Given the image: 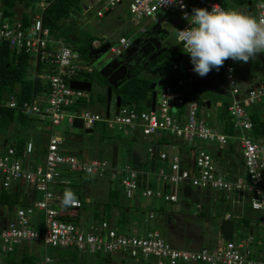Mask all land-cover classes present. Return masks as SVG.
Returning <instances> with one entry per match:
<instances>
[{
    "label": "built area",
    "instance_id": "1",
    "mask_svg": "<svg viewBox=\"0 0 264 264\" xmlns=\"http://www.w3.org/2000/svg\"><path fill=\"white\" fill-rule=\"evenodd\" d=\"M120 1L103 0V8L108 9ZM124 1L134 19L149 17L155 20L157 10L177 12L180 17L175 32L178 43V30L189 27L188 20L184 18L185 12L191 15L193 8L211 10L214 4L223 8L215 0H198L189 6L188 0H183V9L178 4L162 3V0ZM47 4L48 1H39V12L30 13L25 22L21 17L10 20L0 10V43L5 42L14 53H33L35 63L43 66L36 74L39 90L28 98H18L16 93L4 92L0 105L40 122L44 118L49 120V124L42 123L47 134L41 160L36 161L33 143L28 139L23 141L19 152L14 145L0 147V189L15 191L25 199L24 204L16 203L6 210L5 220L0 225V253L5 254L14 247L34 241L43 247L40 264H58L47 252L53 247L91 254H115L135 261L144 260L149 264H264V254L254 247L253 236L249 232L244 237L234 238L232 231L230 238L216 245L174 246L155 227L122 232L105 218H92L91 222L84 223L80 220L84 208H81L79 198L75 195L77 202L65 205L61 191V187L67 186L80 174L107 175L110 181H116L122 188V195L127 200L138 190L139 196L144 199L154 195L163 200L176 201L179 185L184 182L198 189L207 188L212 194L221 193L218 196H223L230 207L239 204L238 212L232 214L227 209L222 214L224 218L241 217L244 203H248L251 210L262 213L258 224L264 227V138H253L248 132L251 127L250 111L264 100V72L255 76L250 83L243 84L238 81L230 59L220 68L228 91L225 109L232 119V133L225 132L221 122L208 125L201 108H197L196 100H187L186 94L177 90V86L185 80L193 85L202 78L192 70L191 63L181 64V71L176 74L174 70L179 68L180 61L172 63L167 71L166 81L156 92L153 109L138 110L130 103L118 104L106 116L104 111L75 106L79 98L88 101L89 93L71 87L68 81L76 78L82 68H91L80 65L81 53L43 23L42 12ZM262 10L264 0H253L254 15H259ZM96 15H102V11L97 9ZM129 39L130 36H119L118 45H109V50H118ZM180 47L183 50L182 44ZM64 117L69 126H72L74 118H79V129L90 128L91 132H94L97 122L101 127L106 122L112 132L115 124L129 135L135 131L143 135L164 132L183 139L188 147L168 155L156 145L147 144V160L156 162L154 167L147 170L135 168L126 162L117 164L106 157L83 158L66 149L63 138L52 129ZM230 139H235L240 150L245 178L240 175L231 177L215 168L213 160H220V156L213 158L211 150L217 149L220 155L221 147L228 149ZM194 140L208 143L201 146L195 144ZM150 173L155 175L159 186L156 182L154 186L148 183ZM146 212L147 217L153 214L150 209Z\"/></svg>",
    "mask_w": 264,
    "mask_h": 264
},
{
    "label": "rangeland",
    "instance_id": "2",
    "mask_svg": "<svg viewBox=\"0 0 264 264\" xmlns=\"http://www.w3.org/2000/svg\"><path fill=\"white\" fill-rule=\"evenodd\" d=\"M39 1L44 0H14V6L11 9L12 13L9 16L10 20H17L21 17V15H25L28 17L30 13H37L39 12ZM47 1V0H45ZM198 0H188L187 6L191 2H196ZM229 3V8L233 9L235 6L230 0H227ZM259 1V0H254ZM2 2V0H0ZM90 4V5H89ZM103 0H74L71 4L69 10L60 18V23L63 25V34L61 33L60 28L55 30V33L60 34V38L65 40L69 45L74 47L80 46L85 44V38L89 35L95 36V38L99 41L100 38H104L102 33L106 31H110L108 33L109 36V44L118 45V35L123 34L124 37H131L132 33L136 29V27L145 19V17L140 19L132 18L131 14L128 11L127 5L124 0L117 2L116 4L109 7V11L104 13L107 8H103ZM99 9L102 11V15H96V10ZM157 16L160 19L166 20L168 22L175 21L179 19V15L177 12H170V11H163L157 10ZM252 14V13H251ZM177 25H169L168 29L170 30L171 34L175 32ZM101 31L100 34L97 32ZM72 39H67V37ZM101 36V37H100ZM169 43H177L174 41V35L169 37ZM110 50H107V52ZM264 56V53H262ZM81 59L84 65L91 66L93 70L95 65L100 63L102 57L97 59L96 61L92 62L89 59V56L86 53L81 54ZM82 62H79L82 64ZM34 65H35V55L33 53H29V60H28V72L26 73L27 77H31L34 75ZM99 65V64H98ZM243 64L238 62L234 64V72L235 75L238 76L240 74H247V77L251 76L252 73L264 71V63H260L256 68H254L253 72H246L242 69ZM177 70H174V72ZM95 71L91 74L94 76ZM84 72L80 70V74L77 75L79 77H84ZM149 78L155 82V88L160 86V82H164V79H160L157 75H150L147 74ZM212 77H214V83L216 84L217 88L222 91L225 89V81L223 77L219 75L218 71L213 69L212 70ZM206 76L200 78L198 81H195L193 84L202 83L205 81ZM94 80V78H93ZM250 83L249 81H246ZM102 86V81L98 80L97 87ZM101 89H95V84L93 83L92 87L89 92V101H87V105L90 110L102 112L103 105L105 101V94L102 92ZM201 92V93H199ZM114 91L111 92V100L109 105L110 112L114 109ZM200 94L205 98H209L210 105L207 110L211 113V119L214 120V116L216 115L219 104L217 105L216 100L221 101L222 96L216 95L214 92L209 91H198L196 88L193 90V93L186 94L185 98L195 100L196 97H199ZM99 97L102 100L99 103ZM98 103L99 106H96L95 103ZM87 107V108H88ZM88 108V109H89ZM263 110V109H262ZM204 108H201L202 114H204ZM260 112H262L260 110ZM214 117V118H213ZM32 121L29 126H18L16 123L10 124L4 131H0V144L6 145V143L12 142L16 137H25L32 141L33 143V151L36 156V161L42 159L43 156V149L46 134L44 131V127L42 123L49 124V120L44 118L42 122L38 120H34L30 118ZM216 124V123H215ZM94 132H84L79 128L69 126L65 117L62 121L57 124L53 125V131L59 133V135L64 139H71L73 142H76V145L70 146V150L73 154L77 156H81L83 158H90V157H106L108 159H113L117 161L118 164L122 163L123 161L127 163V155L131 152L138 154L137 161L141 162V164L146 165V169H148V163L146 159V146L150 143L149 140L146 138H142L141 133H137L136 135H129L121 131L117 126L113 125V134L112 135H103L101 129L100 122H97L96 126L94 127ZM48 131V130H47ZM46 131V132H47ZM172 138L178 139L179 137L172 136ZM119 138L126 139L125 142L121 143L118 141ZM195 144H200L201 146H206L207 141L204 140H194ZM67 143V144H66ZM68 141H65V145L69 146ZM210 144V143H209ZM216 147L213 145L212 147ZM188 147V144L183 140L180 139L179 147H174V151H170L168 148H165L166 153L171 155L173 152L178 153L179 149L184 150ZM72 148V149H71ZM82 149L83 151H78L77 149ZM118 148L119 153L122 157H118L115 155V149ZM124 148L125 151L124 152ZM127 148V149H126ZM225 147H221L224 149ZM164 150V149H163ZM123 151V153L121 152ZM225 160L220 161L218 159H214V164L216 170L221 172L226 171L227 175H240L242 178H245V173L243 166L240 163V154L238 149L234 146L233 149H227L224 153ZM125 159V160H124ZM136 161V162H137ZM138 162V163H139ZM129 163V162H128ZM136 164V163H135ZM153 164V163H152ZM234 166V168L230 169V166ZM156 165V164H155ZM235 172V173H234ZM82 175V195L85 196V199L88 201L86 208L82 209L81 212V221L82 222H91L92 220V211L94 207L100 208L102 201L107 198V191L109 188H114L115 186L119 189L122 194V188L117 184L116 181H110V178L107 175L97 177V176H90L86 174ZM74 177V176H73ZM148 183L153 185L156 182L157 186H159V182L156 180L155 175L152 173L149 174L147 178ZM184 182L179 185L178 190V198L175 202L167 204L165 211L161 216L155 217L154 213L151 217H147L146 210L149 208V204H156L161 202L160 197H149V198H141L139 196L138 190L132 195L130 200L128 201V205H137L140 209L139 212L129 211L130 218L128 220L130 224V231L139 230L142 231L147 227H155L157 228L161 235L168 240L171 244L181 241V243H186V240H189L190 246L197 247V245L207 244V245H216V236L214 233L217 234V226H215V214L216 210L215 201H213L214 197H218L221 193L212 194L211 190L207 188L198 189L194 186L188 185L185 188ZM168 186V184H167ZM234 196V194L232 195ZM152 200H149L151 199ZM195 202H199V207L197 213L200 211L203 212V215L200 214H193L195 209ZM166 205V204H165ZM136 209V207L134 206ZM231 208V209H230ZM143 209V210H142ZM229 209V212L236 213L239 211V204H233L231 207L229 206V202L226 200L225 203L222 205V214L224 211ZM7 208L5 204H0V225L5 220V215ZM264 215V213H263ZM86 220V221H84ZM238 219H234L233 224V237H241L242 234H245L246 229L237 221ZM110 223L113 224V221L110 220ZM180 227L181 233L176 232L177 229L174 227ZM257 225L254 226L256 228ZM262 229V236L260 239L261 247L257 246L258 248H263L260 250V254H264V227ZM169 236V237H168ZM218 236V235H217ZM243 237V236H242ZM175 239V240H174ZM220 240H223L219 237ZM22 245V244H21ZM18 246L19 250L17 252H12L11 254L14 256V259L19 257V253L22 247H25L28 251H33L37 254L38 260L41 259L43 254V247L42 244L39 242L30 241L22 246ZM16 246V245H15ZM15 253V254H14ZM88 255H77L75 259L71 257L66 259V264H104V260L102 261L100 256L97 257L94 254L87 253ZM262 254V255H263ZM102 255V254H99ZM83 261V262H82ZM122 261V262H121ZM0 264H6L4 254L0 253ZM109 264H149L146 261H135L129 257H122L121 259L118 258L117 255L112 254L110 256Z\"/></svg>",
    "mask_w": 264,
    "mask_h": 264
},
{
    "label": "trees",
    "instance_id": "3",
    "mask_svg": "<svg viewBox=\"0 0 264 264\" xmlns=\"http://www.w3.org/2000/svg\"><path fill=\"white\" fill-rule=\"evenodd\" d=\"M48 4L44 8L42 12V21L45 25L49 27L51 32L54 34L60 36L59 32L55 33V30L62 31L63 25L60 23V18L69 10L71 4L74 2V0H47ZM218 2L224 9H230L229 3L227 0H215ZM234 5L241 6L243 9L248 12L253 10V0H230ZM14 4V0H2L0 2V10L2 13L9 17L12 13L11 8ZM22 20L25 22L27 20V17L25 15H21ZM94 37L91 35L87 36L85 38V44L74 47L77 51H79L81 54L86 53L87 54V47L90 44V42L93 40ZM67 39H72L69 36ZM184 54V51L182 50H163L160 54H158L155 58L147 62L143 65H137L133 67L129 72V78L124 80L119 86L113 88L112 91H114L115 95L119 96V102L120 104L130 103L135 106L136 109H144L143 101L146 99L149 91L151 90L149 88V84L151 81H153L151 78L143 76L140 74L142 70H148L153 73H157L159 75L167 72L170 69V66L174 62H178L181 58V56ZM259 63L258 60H254L251 62V65H257ZM43 66L36 62L34 65V75L31 77H27L26 73L28 72V53L24 51H20L17 53H14L11 51L7 44L5 42L0 43V97L2 93L4 92H13L17 94L18 98H28L33 94L35 91L40 89V83L38 76L36 75L38 72L42 70ZM95 70L91 69L89 72H86V76L89 78L91 77V74ZM104 82V81H103ZM209 99V98H208ZM102 100V98H101ZM197 102V108H204L205 112L203 114V118L205 122L208 125H214L215 123H220L223 126V130L227 133H232L234 131L233 125H232V119L230 115H228L226 111V103L228 102V93L227 96H222L221 101L219 102V108L215 115V121L211 119V116L208 111V107L210 105V102L206 103L205 97L200 95L199 97L195 98ZM89 101V100H88ZM87 103V101H84V99L79 98L75 104L84 106ZM182 108V106H181ZM263 109V110H262ZM260 110L262 112H260ZM250 120H251V127L248 130L249 134L253 138H264V100L256 104L252 107V110L250 111ZM32 120L24 113L15 111L11 108L4 107L0 105V131H4L10 124L16 123L18 126H29ZM134 133H137V131L132 132L130 135H134ZM161 134L155 137V142H161L163 143L164 140L168 139V141L171 138V135H168L169 138H167V134L164 132H160ZM25 137H18L13 143H9L10 145H14L16 147L17 152L20 151L21 145L23 141H25ZM179 147V145H178ZM227 148L231 149L230 142L227 145ZM186 150V149H184ZM181 151V149H179ZM217 149L211 150V154L213 158H219L218 153L216 152ZM146 153V151H145ZM146 159H147V153H146ZM137 160V157H136ZM127 161V160H125ZM139 162V161H138ZM150 162L149 165L151 167H154L156 162ZM128 163V162H127ZM137 163V162H136ZM153 163V164H152ZM129 164L136 168V164L134 162ZM146 167L145 164H141ZM148 165V166H149ZM82 175H78L77 177L73 178L72 182L69 183L67 186L61 187V191L64 193L66 190H71L74 192V194L79 198L81 202V208H86L87 206V200L85 199V196L82 195ZM142 184V183H141ZM151 185V183H149ZM155 182L153 183L154 186ZM188 183H185V188L188 187ZM191 186V185H190ZM150 197H155L150 196ZM123 195L119 191V189L115 186L114 188H109L107 191V198L102 201L100 208L94 207L92 211V218L93 219H107L108 221L112 220L114 227L118 231L126 232L129 231L130 224L128 222L129 218L131 217L129 214V211L133 212H139L140 209L137 205L132 204L131 206L128 205V201H124ZM142 198V197H141ZM149 199V200H152ZM178 198V197H177ZM126 200V199H125ZM225 198L223 196H218L215 199V207L214 209L217 211L215 214V223L216 226L219 219L222 218V205L225 203ZM174 201H167L163 200L161 198V202L156 204H149L148 209L152 210V213H154L155 217H158L159 215L163 214L165 211L167 204L170 205ZM24 204L25 199L20 196L15 191H7L5 189H0V204H5L7 210H10L11 207L14 204ZM166 204V205H165ZM136 207V209L134 208ZM143 210V209H142ZM201 210V209H200ZM196 214L203 215V212L200 211ZM254 210H251L249 208L248 203H244V209L243 214L241 217H232V221L234 224V219H238V223H240L242 226L245 227L246 232L245 234H242L241 237L246 236L250 230V228H253L255 225H257L258 218L260 214H250L248 212H251ZM260 212V211H257ZM77 219V218H76ZM217 228V227H216ZM217 238H221V234L219 231H217V234L214 233ZM218 235V236H217ZM169 237V236H168ZM222 241V240H221ZM186 242H189L187 239ZM255 242V239L253 238L252 244ZM173 244V243H172ZM177 246L176 244H173ZM207 244H199L198 246H203ZM17 247H14L12 251L7 252L4 254L6 264H40V259L38 260L37 254L33 251H28L27 249L23 248L19 253V257L17 259H14V256L11 254L12 252H17ZM47 252L55 258V261L58 264H66L65 261L68 258L75 259L77 255H88L87 252L84 251H78L71 248H49L47 249ZM15 254V253H14ZM95 256L101 258V260H104V264H109L110 256L112 254H102L99 255L98 253L95 254ZM118 258L121 259L122 257L118 255ZM144 261V260H142ZM83 262V261H82ZM122 262V261H121ZM138 262V261H137ZM147 262V261H146ZM73 264V263H72ZM75 264V263H74ZM195 264H201L199 262Z\"/></svg>",
    "mask_w": 264,
    "mask_h": 264
},
{
    "label": "clouds",
    "instance_id": "4",
    "mask_svg": "<svg viewBox=\"0 0 264 264\" xmlns=\"http://www.w3.org/2000/svg\"><path fill=\"white\" fill-rule=\"evenodd\" d=\"M162 3L185 7L183 0H162ZM184 18L189 27L178 30V44H182L192 70L200 77L207 76L213 69L219 71L228 59L248 63L264 53V10L253 15L214 4L211 10L193 8L191 15L184 13ZM76 202L74 192L66 190L63 203L73 205Z\"/></svg>",
    "mask_w": 264,
    "mask_h": 264
},
{
    "label": "water",
    "instance_id": "5",
    "mask_svg": "<svg viewBox=\"0 0 264 264\" xmlns=\"http://www.w3.org/2000/svg\"><path fill=\"white\" fill-rule=\"evenodd\" d=\"M249 2V0H248ZM167 31L162 29L158 21L149 22L146 25L134 30L127 44L115 51H108L109 43L105 42L99 46L88 45L87 55L94 62L100 57V63L96 64L94 81L98 84V80L102 81V87L105 90L104 114L107 116L109 112L110 97L113 88L119 86L124 80L129 78L130 70L137 66L143 65L155 58L163 50L165 46L162 44L163 33ZM99 77V78H98ZM101 77V79H100ZM104 81V82H103ZM71 87L90 90L93 81L73 78L68 81ZM154 81L149 84L150 92V109H153L156 92L153 89ZM177 90L184 94L193 93L192 84L185 80L177 86ZM208 105V98H205ZM120 104L119 96H115L114 106ZM73 127L81 128V120L74 118L71 122ZM84 132H91L90 128H83ZM102 133L104 135H112V128L103 124ZM119 142H125L126 139L119 138ZM217 230L221 234L222 239H228L232 236L233 222L229 218H220Z\"/></svg>",
    "mask_w": 264,
    "mask_h": 264
},
{
    "label": "crops",
    "instance_id": "6",
    "mask_svg": "<svg viewBox=\"0 0 264 264\" xmlns=\"http://www.w3.org/2000/svg\"><path fill=\"white\" fill-rule=\"evenodd\" d=\"M14 6V5H13ZM13 6H12V8H13ZM11 8V9H12ZM233 9H235V10H238V11H241V12H245V13H252L253 15H254V12H252V11H248V12H246L244 9H243V7H241V6H237V5H235V6H233ZM110 9L108 8V9H106L105 11H104V13H107L108 11H109ZM154 21H158L159 23H160V26H161V28L162 29H165L167 32L164 34L163 33V39H162V44L161 45H163V46H165V49L166 50H181V47H180V44H178V41L176 40V38H175V32H176V30H175V32L173 33V34H171V32H170V30L168 29V26L169 25H172V26H174V25H177V27H178V25H179V23H180V17H179V19H176L175 21H172V22H168V21H166V20H163V19H160L158 16H157V14L155 13V20H151L149 17H145V19L136 27V29L137 28H139V27H142V26H144V25H146L147 23H149V22H154ZM177 29V28H176ZM110 31H106L105 33H102L103 34V36H104V38H102L101 36V38H100V40L98 41L96 38H95V36H93V35H91L92 37H94L93 38V40L90 42V44L89 45H92V46H94V47H96V46H99V45H101V44H103V43H105V42H108L109 43V36H108V33H109ZM98 34H100L101 33V31H99V32H97ZM172 35H174V41L175 42H177V43H169L170 41H169V37H171ZM119 36H123V34H119L118 35V37ZM258 60L259 61V63L255 66V65H251V62L252 61H254V60ZM28 60H29V54H28ZM180 62H179V68L177 69V71H175V73L177 74V73H179L180 71H181V64H184V63H191V61H190V58H189V55L187 54V53H185L184 52V54L181 56V58H180V60H179ZM230 61L233 63V65L234 64H236V63H238L237 61H233V60H231L230 59ZM82 62V61H81ZM240 63H242V62H240ZM260 63H264V56L262 55V53L261 54H259L256 58H254L253 60H250L248 63H242L243 64V70L245 71V73L246 72H253L254 71V68H256ZM80 65H82L83 67H90L91 69H92V67L91 66H87V65H84L83 64V62H82V64L80 63ZM81 71H83L84 72V75H82V76H84V77H79V76H77V75H79L80 74V71L78 72V74L76 75V78H78V79H83V80H89V81H93V83L95 84V89H101V90H103L102 92L105 94V90H104V87H102V86H99V87H97V84L95 83V81L93 80V76H91V77H87L86 76V72H89L90 70H87V69H85L84 70V68H82L81 69ZM261 72H264V71H261ZM260 72V73H261ZM150 74V75H157L160 79H166L167 78V72L165 73V74H161V75H159V74H157V73H153V72H151V71H148V70H142L141 72H140V74L141 75H143V76H146V77H148L147 76V74ZM218 73H219V75H221V77H222V72H221V70L219 69V71H218ZM259 73L258 72H255V73H252V75L251 76H249V77H247V74H240V73H238V76H237V78H238V81L240 82V83H245V84H248L246 81H249V82H251L252 81V79L255 77V76H257ZM99 78V77H98ZM206 78L207 79H205V81L204 82H202V83H196L195 85L193 84L192 85V88H193V90L196 88L198 91H209V92H214V93H216V95H220V96H223V95H225V97L227 96V87H226V85H224L225 86V89H223L222 91H220L218 88H217V86H216V84L214 83V77H212V71H210L209 72V74L206 76ZM100 79H101V77H100ZM152 79V78H151ZM102 80V79H101ZM166 81V80H165ZM163 82H160V85L162 84ZM93 85V84H92ZM92 85H91V87H92ZM160 87V86H159ZM158 87V88H159ZM158 88H155V82H154V86H153V89L155 90V92H157V90H158ZM150 92H151V90L149 91V93H148V95H147V97H146V99L143 101V106H144V108H150V106H149V103H150ZM89 93V92H88ZM199 93H201V92H199ZM115 95V94H114ZM201 95V94H200ZM116 96V95H115ZM115 96H114V98H113V101L115 100ZM110 100H111V97H110ZM100 101H101V97H99V103H100ZM88 102H90V101H88ZM210 102V100L208 101V103ZM219 102L220 101H218V100H216V103H217V105L219 104ZM104 104H105V101H104ZM95 105L96 106H99V104L96 102L95 103ZM84 106H86V107H88V105H87V103L84 105ZM89 108V107H88ZM103 108H104V105H103ZM90 109V108H89ZM206 110V109H205ZM103 111H104V109H103ZM205 112V111H204ZM207 113H209V110L208 111H206ZM210 115H211V113H209ZM215 117V116H214ZM213 117V118H214ZM214 121H215V119H214ZM96 129V128H95ZM95 129H94V133H95ZM101 129H103V126L101 127ZM102 131V130H101ZM137 133H139V132H137ZM137 133H134V135H136ZM100 134H103V133H100ZM161 133L159 132V133H156L155 135H143L142 136V138H146L147 140H149L150 141V143H152V144H154V145H156L158 148H160V149H164V150H166L165 148H168L170 151H174V147H177V145H179V143H180V138H178V139H176V138H170V140L168 141V139H166V140H164V142L163 143H161V142H155V137L156 136H158V135H160ZM104 135V134H103ZM167 138H169V136L167 135L166 136ZM18 137H16L12 142H10V143H13L16 139H17ZM27 139V138H26ZM63 140H64V143H65V141H68L69 143L68 144H70L69 146L67 145V146H65V148L66 149H68V150H70V146H73L74 144L76 145V142H73L71 139H64L63 138ZM230 142V147H232L231 149H233L234 148V146L238 149V151H239V154H240V150H239V148H238V146H237V144H236V142H235V139H230L229 141H228V143ZM121 143H123V141H121ZM9 144V143H8ZM7 143H6V145H8ZM67 144V143H66ZM149 144V143H148ZM6 145H4V144H0V147L1 148H3L4 146H6ZM228 145V144H227ZM72 149V148H71ZM127 149V148H126ZM78 151H83L82 149H77ZM222 151L220 152V161H224L225 160V157H224V153H225V148L224 149H221ZM227 150V149H226ZM122 153H123V151H121ZM124 152H126L125 151V148H124ZM173 153H175V152H173ZM115 155L117 156V159H118V157H122L121 156V154L119 153V151H118V148H116L115 149ZM136 157H138V154H135L134 152H131L130 154H128L127 155V162H129V160H130V163H132V162H134V164L136 163ZM119 160V159H118ZM125 160V159H124ZM111 161L112 162H114V163H117V161H115V160H113V159H111ZM124 162V161H123ZM240 163H241V154H240ZM118 164V163H117ZM148 165H149V163H148ZM241 165H242V163H241ZM136 168H138V169H146L144 166L142 167L141 166V162H139L138 163V161H137V163H136ZM148 168H151V166L149 165L148 166ZM232 168H234V166H232V164H231V166H230V169H232ZM147 170V169H146ZM224 172H226V171H224ZM235 173V172H234ZM236 174V173H235ZM235 174H234V176H235ZM231 177H232V175H230ZM196 203H199V202H195V209H194V211H193V214L195 213V212H197L198 210H196L197 209V207H196ZM169 204V203H168ZM248 213H250V214H255V211L253 212V211H251V212H248ZM256 214H260V216L262 215V213L261 212H257L256 211ZM261 227H263V226H261V225H259V224H257V227L256 228H250V230H249V233L253 236V238L255 239V242L253 243V245H254V247H257V246H260L261 245V243H260V239H261V237L260 236H262V234H263V232H262V228ZM175 229H177L176 230V232H180L181 233V230L182 229H180V227L178 228V227H174ZM175 240V239H174ZM220 239L219 238H217V240L215 241V244H218V243H220ZM173 243V242H172ZM174 244H176L177 246H179V247H192V246H190V244L191 243H189V242H186V243H181V241L180 240H178V242H176V240H175V243ZM23 245V244H22ZM21 245V246H22ZM173 245V244H172ZM24 246V245H23ZM175 246V245H174ZM261 247V246H260ZM23 248H25V247H22V249ZM17 249L19 250V248L17 247ZM21 249V250H22ZM261 251L263 250V248L261 249V248H259ZM32 251V250H31Z\"/></svg>",
    "mask_w": 264,
    "mask_h": 264
}]
</instances>
